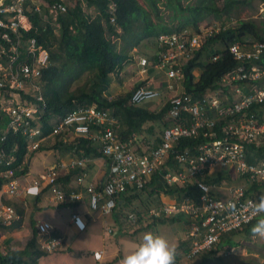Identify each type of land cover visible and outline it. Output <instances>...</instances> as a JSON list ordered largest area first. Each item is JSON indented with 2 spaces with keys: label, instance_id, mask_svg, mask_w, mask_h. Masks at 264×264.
<instances>
[{
  "label": "built area",
  "instance_id": "built-area-1",
  "mask_svg": "<svg viewBox=\"0 0 264 264\" xmlns=\"http://www.w3.org/2000/svg\"><path fill=\"white\" fill-rule=\"evenodd\" d=\"M76 8L88 19L99 14L85 0H0V111L8 118L0 139L8 132L21 133L28 152L55 136L62 142L80 136L92 140L104 164L93 181L82 187L88 208L103 216L112 212L118 194L127 187L142 188L155 173L168 185H192V192L185 191L182 197L147 210L155 218L185 215L188 249L175 264H186L197 253L216 245L222 235L241 229L257 217L252 205L264 194V157L254 162L250 159L255 160L257 149L264 145V110L259 115L260 108L264 109V41L230 44L228 51L237 65L220 78L218 88L195 96L182 90L183 62L220 26L159 33L154 59L139 56L137 66L143 72H149V68L161 72L165 84L162 88L137 85L130 91L128 100L131 105L144 102H151L156 108L167 105L165 118L171 123L163 127L155 146L141 142V149H137L136 134L122 138L118 134L117 118L110 110L95 104L75 105L65 115L50 118V132L43 134L41 116L46 105L38 79L42 68L49 63V52L35 37L24 39L22 32L32 28L30 17L35 14L40 25L44 28L48 25L52 33L58 34L60 17ZM115 8V0L106 1L112 25ZM257 15L264 19V2L259 5ZM111 39L116 41L117 37L111 35ZM199 134L204 141L191 149L174 148L180 139ZM14 160V155L0 148L3 180L0 191L4 195L16 196L22 192L37 195L46 186L52 200L68 204L79 201L80 194L65 191L59 178L71 169L86 167L93 157L80 154L65 163L54 162L26 185L18 182L14 171L22 169V165L12 167ZM230 166L234 168V177L229 173ZM216 174L221 176L218 182L206 180L207 176ZM85 176V169H81L78 185H82ZM137 217L135 212H130L127 219L134 221ZM17 219L11 205L0 203V226H9ZM71 221L78 230L85 228L84 222L83 227H78L82 221L79 214L72 213ZM34 227L40 248L47 252L60 248L63 238L53 234L49 222L39 220ZM102 255L103 250L92 252L96 260Z\"/></svg>",
  "mask_w": 264,
  "mask_h": 264
},
{
  "label": "trees",
  "instance_id": "trees-1",
  "mask_svg": "<svg viewBox=\"0 0 264 264\" xmlns=\"http://www.w3.org/2000/svg\"><path fill=\"white\" fill-rule=\"evenodd\" d=\"M106 1L85 0L88 6H94L99 11V14L93 19L81 15L78 8L61 16L58 34L52 33V29L48 25L45 28L40 25L35 14L32 15V18L30 17L33 24L32 28L22 32L24 39L35 37L49 52V63L42 68L38 79V85L46 105L41 116L43 134L50 132V118L65 115L75 105L95 104L97 107L110 110L117 118L120 125L118 134L122 138H127L131 133L136 134L137 149H141L139 147L141 142L155 146L161 139L163 127L171 123V120L165 118L167 105L163 104L156 109H151L145 104L131 105L128 100L133 88L112 98H108L107 94L111 75L122 70L124 65L129 63L130 56L128 53L132 48H136L139 41L144 38L153 41L152 54H148L149 58L153 60L154 54L157 52L155 41L159 33L179 31L190 27L197 29L199 22L208 15L222 18L218 22L220 29L206 37L201 48L194 52L191 58L183 62L182 90L195 96L218 88L220 78L237 65L236 60L228 51L230 44L234 42L244 43L246 40H250V42L264 41V19L258 21L239 19L235 24H229V12L232 8L246 5L248 0H221V6L217 4L216 1L218 0H200L197 3L185 5H183L182 0H163L164 5L173 12H180L179 17L182 20H179V23L174 27H167L163 24L161 15L157 14L158 3H162V0H143L142 3L140 0H115L114 25L109 22ZM146 4L155 12V20L152 19ZM111 35L117 37V40L113 41ZM215 55H217L216 59H211ZM196 69H199L197 75L194 73ZM151 70L152 68H149V71ZM85 71L91 73V76L82 85L72 90L69 89L71 84ZM263 110L260 108L259 115L262 114ZM7 120L6 115L0 111V137ZM52 139L53 148L71 150L77 155L82 154L88 157L100 155L92 140L86 137H71L67 142H62L57 136ZM202 141L204 138L200 134L192 138H182L174 148L187 147L191 149L192 146ZM43 143L37 150L44 149ZM0 148L8 154L14 155L15 160L11 164L12 167L22 165V169H15V175L20 176L27 172V156L29 158L33 151L28 152L24 135L8 132L4 139H0ZM255 155L256 159H250V161L254 162L264 157V145L257 149ZM81 169H85V167L71 169L68 175L59 178L65 191L68 190L66 188L71 177L79 173ZM220 177L219 174H216L207 176L206 180L218 182ZM2 182L3 180L0 179V185ZM45 190H47L46 186L35 195L36 201H39L42 192ZM185 191L192 192V185L188 187L168 185L155 173L150 176L142 188L127 187L124 192L118 194L116 205L109 216L119 225L118 229L129 232L128 228L125 227V225L130 224L127 216L130 212L138 214L134 224L135 230L130 231V233L141 231L145 227L155 226V224L186 223L188 221L183 214L177 213L155 218L147 212L150 207L159 206L162 203L161 195H173L180 198L185 194ZM135 201L143 204V211L133 206ZM5 203L10 204L6 200ZM59 205L75 207L78 202L59 203ZM16 211L19 215L22 214L21 209L17 208ZM145 214L150 221L142 224L141 220ZM258 218L256 217L241 229L222 235L219 242L212 248L197 253L194 256L197 259L195 264L220 262L221 257L217 256V252L237 246L238 242L233 239L235 234H242L246 238L252 237L251 227ZM19 224L20 219L14 220L9 226L0 227L10 231ZM34 224V220L31 219V235L22 247H0V264H37L40 257L47 255L48 252L39 246ZM179 245L181 254L176 255L175 261L187 251L188 241L185 239Z\"/></svg>",
  "mask_w": 264,
  "mask_h": 264
},
{
  "label": "rangeland",
  "instance_id": "rangeland-1",
  "mask_svg": "<svg viewBox=\"0 0 264 264\" xmlns=\"http://www.w3.org/2000/svg\"><path fill=\"white\" fill-rule=\"evenodd\" d=\"M143 0H140L142 3ZM163 1V0H162ZM200 0H182L183 5L190 3L194 4L199 2ZM206 1V0H202ZM218 5L221 6V0L216 1ZM264 0H248V3L246 5L232 8V10L229 12L230 22L229 24H235L237 20L239 19H254L256 21L262 20L263 18H259L257 15L259 5L263 3ZM146 3V2H145ZM147 6V4H146ZM148 7V6H147ZM158 11L157 14L161 15L162 17V23L165 24L167 27H174L179 23V20H182L179 15L180 12H173L170 8L166 7L164 5V1L162 3H158ZM150 11V14L152 16V19L155 20L154 17L155 12L151 10L150 7L147 8ZM222 18H217L214 15H208L204 19H202L199 24L198 28L204 29L211 28L212 26H219L218 22L221 21ZM139 23V22H137ZM190 29L195 30V28L190 27ZM153 45V41L149 39H142L139 41V44L136 46V48H132L128 55L130 56L129 63L125 64L122 70L115 72L111 75V82L110 87L108 89V98L115 97L116 95L123 93L127 90H131L134 88L135 85L139 84L140 78H143L144 76L149 77L153 76L154 74H151L152 70L148 72L146 70L145 72L140 70V67L137 66V60L139 56L148 55L149 53L152 54L151 47ZM195 75L199 73V69L194 70ZM91 76V73L85 71L81 74V76L71 84L69 89H74L77 86L82 85V83ZM154 80V79H153ZM142 82V81H141ZM143 82H145L143 80ZM163 103V102H161ZM146 106H148L151 109H156L154 105L151 104V102H144ZM162 105V104H160ZM45 141V140H44ZM42 143V142H41ZM42 145H44V149H50L52 153L55 150L53 148V143L51 141H45ZM50 150H37L32 153L30 159V165L28 166V176L27 179L34 177L38 172L44 171V167L49 164L51 161H53V156L49 152ZM28 159V156H27ZM69 160V159H67ZM66 160V161H67ZM227 170V169H226ZM229 173L232 177L235 176L234 168L230 166L228 168ZM26 177V176H25ZM166 196V195H165ZM10 197L9 200L12 204L19 205L14 197ZM4 200H7L6 198ZM46 201V200H45ZM29 206V205H28ZM133 206L143 211L144 208L142 207L143 204L139 201L133 202ZM31 210V209H30ZM49 213V217H53L54 214H58L57 220L52 218L55 221H58L61 225L68 219L70 208L68 206L63 207H56L54 204L53 208L49 207L47 210ZM39 217L43 216V212L40 211ZM138 215V214H137ZM103 218L104 222L109 226L112 230V232L115 230V234H111L106 231V229H103V231L99 230V224L98 223H92L90 229L88 232L84 233H78V232H67L68 234L66 237L63 235V237L66 238L67 242H70L68 245H65V247L62 245L61 249H56L52 252H49V254H57V253H67L69 250L75 254L77 253L75 246L73 245L74 240H78V244L81 245L83 241V245L79 247L84 252H88L94 248H100L102 246L101 243L104 241L106 244V252L105 254H109L110 252H114L113 254V261H116V264H122L119 263L120 261H123V257L127 255L132 249H134L137 244L141 241L142 236L145 232H152L156 234H161L166 237H168L172 244L175 245L176 248V255L181 254L180 253V241L183 240L184 232L182 227L178 228L173 223H165V224H155V226H149L143 228L141 231H134V233H130V231L135 230L134 224L136 223V220L134 221H127L130 224L125 225V227L128 228L129 232H123L121 229H118L119 225L115 223L109 215H104ZM150 219L147 218V215L145 214L142 217V224H146ZM29 235L26 236V238H23L25 230H22V227H20L18 234L20 235L19 240L12 241V243H8L6 246L0 244L2 248H8V247H22L28 237L31 235V226L29 225ZM105 227V226H104ZM59 235H62L63 233L59 229ZM23 238V239H22ZM103 238V239H102ZM182 238V239H181ZM102 239V240H101ZM233 239L238 242V245L233 247V250H227L223 249L217 252V256L221 257V261H213V264H264V241L259 237H243L242 234H235L233 236ZM72 243V244H71ZM110 244V245H109ZM108 246V247H107ZM180 256V255H179ZM101 261H94L89 255L82 256L81 258H74L72 255L71 257H66L64 261L57 260L55 264H102ZM45 264L46 262L43 260ZM197 262V259L194 257L191 260H188L186 264H195ZM52 264V263H48ZM104 264H107L105 262Z\"/></svg>",
  "mask_w": 264,
  "mask_h": 264
},
{
  "label": "crops",
  "instance_id": "crops-1",
  "mask_svg": "<svg viewBox=\"0 0 264 264\" xmlns=\"http://www.w3.org/2000/svg\"><path fill=\"white\" fill-rule=\"evenodd\" d=\"M151 74H154V75L152 77L151 76H149V77L144 76L143 78H140L138 85L147 84V85H150L152 87L162 88L163 85L165 84V78H164L163 74L161 72L154 71V70L151 72ZM143 80L145 82H143ZM48 140L49 141L52 140V143H53L52 138H47L45 141H48ZM45 141H43V142H45ZM43 150H50V149H43ZM55 150L56 151H54L53 153L51 150L49 151L52 154L54 160L51 161L49 164H47L43 170H45L48 166L52 165L54 162L61 161V162L65 163L67 159H70V158H73L74 156H76V153L71 151V150L70 151L69 150H60V149H56V148H55ZM29 158H31V157H29ZM29 158L27 159V165L28 166L31 163ZM103 164H104V160L100 156L93 157L92 162H90L85 167L86 176L84 178V182L82 183V185L77 184V177H78L79 173H77L71 177L70 182L67 184V188H66L68 190H66V191L77 192L80 194L81 198L79 199V201H76V202H78V205L75 207H69L68 205H66L70 208V213H69L68 219L66 220V223L64 222L62 225H61V223L59 224L58 221H55L52 219V218H54L57 220L58 214L53 213V217L51 218V217H49L48 211H45L49 207L53 208L54 204L56 205V207L60 206L59 203H56L54 200L51 199L47 190L42 192V194L39 198V201L35 200V197H36L35 195L24 194L23 192L20 193L19 195L12 196V197H14V199L16 200V202L19 205L15 204V203L12 204L10 202L11 200H9L10 197L4 195L0 191V203H5L4 199L6 198L7 199L6 201L10 202L9 205H11L14 208L16 213H17V211H16L17 208L21 209V211H22V214H20V215L17 213L18 214L17 220L20 219L19 226L14 227L10 231H7L5 229H1V227H0V232L2 235L0 238V244H2V245L5 244L4 246H6L8 243L9 244L12 243V241H16L17 239L19 240L20 235L18 234V231L20 230L19 229L20 227H22V230H25L23 238H26V236L29 235V227L28 226L30 225L31 219L34 220L35 223L39 220H44V221L49 222L53 226V234L61 236L63 238L62 245L64 247H65V245H68L70 243V242H67L66 238H65L66 235L68 234L67 233L68 231L69 232L71 231L74 233L75 232H78V233H81V232L85 233L86 232L87 233L88 230L90 229L92 223H98L100 231H103V229H106L107 232H109L111 234H115L116 231L114 230L112 232L111 228L109 226H107V224L104 222V219H106V218H103V215H101L97 211H92L88 208L87 195H86L84 188L82 187V186H85L87 183L93 181L94 176L96 175L99 168H101V166H103ZM28 170L25 174L18 176L19 184H21V185L29 184L39 173H41V171H40L34 177L27 179ZM68 173L69 172L62 174L61 177L68 175ZM62 187H63V184H62ZM176 198L177 197L173 196V195L172 196L161 195L162 203L163 202H171L173 200H176ZM60 207H63V206H60ZM40 211L43 212V216H41V217H39V214H38ZM72 213H77L81 217L82 221L85 224V228L83 230H78L76 228V226L73 224V222L71 221V214ZM173 224H175L178 228L182 227L183 232H184V236L182 238H183V240H185V230H184L185 225H184V223L183 222H175ZM107 228H110V231H108ZM59 229L63 233L62 235H59V232H58ZM63 235L65 237H63ZM183 240H181V241H183ZM83 241H82L81 245L78 244V240L73 241V245L75 246L77 253L73 254L70 250H69L68 254L67 253L49 254V252H48L47 255L42 256L38 259L37 264L44 263L43 260L46 262L45 264H48L49 262L52 264H55L56 259L64 261L66 259V257H71L72 255L74 256V258H79V257L81 258L84 255H86V256L89 255L94 261H101L102 259H104L102 264H104L105 262H107V264H116V261L112 260L114 257L113 251L110 252L109 254H105V252H106V245L105 244L106 243L104 241H102V243L100 245L102 247L94 248L88 252H86V251L84 252L83 250H81L79 248L83 245ZM59 249H61V248H59ZM96 250H103V255H102L100 260H96L92 257V252L96 251ZM119 263H122V261L119 260Z\"/></svg>",
  "mask_w": 264,
  "mask_h": 264
},
{
  "label": "clouds",
  "instance_id": "clouds-1",
  "mask_svg": "<svg viewBox=\"0 0 264 264\" xmlns=\"http://www.w3.org/2000/svg\"><path fill=\"white\" fill-rule=\"evenodd\" d=\"M252 212L259 218L251 227V234L264 239V194L253 203ZM78 227H83V221L78 222ZM175 257V245L168 237L145 232L137 246L123 257L122 264H175Z\"/></svg>",
  "mask_w": 264,
  "mask_h": 264
},
{
  "label": "bare ground",
  "instance_id": "bare-ground-1",
  "mask_svg": "<svg viewBox=\"0 0 264 264\" xmlns=\"http://www.w3.org/2000/svg\"><path fill=\"white\" fill-rule=\"evenodd\" d=\"M42 142H43V141H42ZM36 150H37V149H36ZM36 150H34V151H36ZM34 151H33V152H34ZM76 155H77V154H76Z\"/></svg>",
  "mask_w": 264,
  "mask_h": 264
},
{
  "label": "water",
  "instance_id": "water-1",
  "mask_svg": "<svg viewBox=\"0 0 264 264\" xmlns=\"http://www.w3.org/2000/svg\"><path fill=\"white\" fill-rule=\"evenodd\" d=\"M219 246H221V243H219Z\"/></svg>",
  "mask_w": 264,
  "mask_h": 264
}]
</instances>
